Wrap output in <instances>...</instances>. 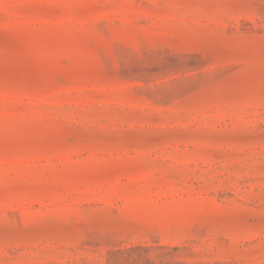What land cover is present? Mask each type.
<instances>
[{"label": "rangeland", "instance_id": "374dc122", "mask_svg": "<svg viewBox=\"0 0 264 264\" xmlns=\"http://www.w3.org/2000/svg\"><path fill=\"white\" fill-rule=\"evenodd\" d=\"M0 264H264V0H0Z\"/></svg>", "mask_w": 264, "mask_h": 264}]
</instances>
